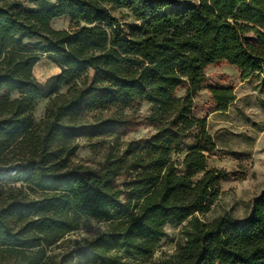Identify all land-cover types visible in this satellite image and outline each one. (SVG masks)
Returning a JSON list of instances; mask_svg holds the SVG:
<instances>
[{"label":"trees","instance_id":"16d2710c","mask_svg":"<svg viewBox=\"0 0 264 264\" xmlns=\"http://www.w3.org/2000/svg\"><path fill=\"white\" fill-rule=\"evenodd\" d=\"M112 8L136 25L119 31ZM60 17L68 29L51 28ZM42 58L59 70L45 84L32 75ZM220 63L241 82L264 72V0H0V185H13L0 204L5 264H53L48 250L82 218L104 230L59 264L147 259L166 227L180 240L154 264H264V192L241 222L203 220L229 174L207 166L215 145L193 99L206 90L214 113L235 101L232 87H203L206 68ZM49 97L34 124L36 103ZM135 104L148 107L153 133L120 144L140 125ZM90 112L110 114L87 120ZM79 138L113 143L101 163L72 164Z\"/></svg>","mask_w":264,"mask_h":264},{"label":"rangeland","instance_id":"374dc122","mask_svg":"<svg viewBox=\"0 0 264 264\" xmlns=\"http://www.w3.org/2000/svg\"><path fill=\"white\" fill-rule=\"evenodd\" d=\"M183 5L193 6L197 0H179ZM110 13L119 23V31L127 32L135 26L131 16L122 9H110ZM54 30H66L71 26L65 17L54 19L50 22ZM59 70L45 58H42L32 69L34 79L40 83H47L57 75ZM206 86L232 87L237 100L227 113L212 112L213 105L206 90L201 89L193 99L192 116L206 119V131L212 137L215 145L214 153L209 156L208 167L221 169L229 176L219 184L220 195L213 203L210 211L203 217L205 221H211L222 215H228L238 222L243 221L249 214L251 203L264 192V72L252 76L249 80L241 82L238 72L225 63L209 66L205 70ZM91 75V72H89ZM67 87L60 88L58 93H64ZM185 88L178 89L176 96L184 94ZM11 94L8 98H16ZM49 98L40 99L32 112L34 124H39L44 108ZM136 120L139 126L126 128L124 135L118 143L124 144L130 140L145 139L153 133V129L144 123L148 107L135 104ZM125 113L130 111L125 110ZM110 113H85L87 120L91 117L104 118ZM79 148L71 159L72 164H85L94 166L101 163L108 153V145L113 141L110 138H96L76 140ZM193 143L191 139L186 141L185 147ZM13 185H0V204L10 197L6 189ZM104 222L82 218L78 228L66 236L59 246L48 250V255L54 256L52 263L59 264L63 254L69 251L76 242H82L96 237L104 230ZM179 228L166 227L165 238L160 243L151 257L128 262L126 264H154L164 254H171L176 243L180 240ZM0 264L5 262L0 258ZM63 264H75L68 261Z\"/></svg>","mask_w":264,"mask_h":264},{"label":"crops","instance_id":"0c3cea01","mask_svg":"<svg viewBox=\"0 0 264 264\" xmlns=\"http://www.w3.org/2000/svg\"><path fill=\"white\" fill-rule=\"evenodd\" d=\"M257 74H260V75H261L262 73H256V74H254V75H257ZM254 75H252V76H254ZM252 76H251V77H252ZM251 77H250V78H251ZM250 78H249V79H250ZM249 79H247V80H249ZM247 80H245V81H247ZM243 82H244V81H243ZM234 94H235V91H234ZM235 98H236L235 101L230 105V107H231L233 104H235V102H236V100H237L236 95H235ZM230 107L228 108V110H227L225 113H227V112L229 111Z\"/></svg>","mask_w":264,"mask_h":264}]
</instances>
